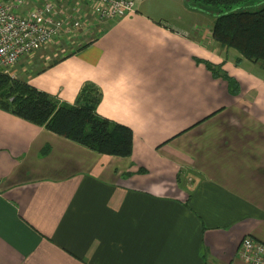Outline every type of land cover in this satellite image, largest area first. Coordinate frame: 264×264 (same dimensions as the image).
I'll return each mask as SVG.
<instances>
[{
  "label": "crops",
  "instance_id": "0c3cea01",
  "mask_svg": "<svg viewBox=\"0 0 264 264\" xmlns=\"http://www.w3.org/2000/svg\"><path fill=\"white\" fill-rule=\"evenodd\" d=\"M153 2L118 20L81 2V29L56 41L67 53L15 67L63 103L97 88L133 150L0 107V264H252L239 252L264 242V65Z\"/></svg>",
  "mask_w": 264,
  "mask_h": 264
},
{
  "label": "trees",
  "instance_id": "16d2710c",
  "mask_svg": "<svg viewBox=\"0 0 264 264\" xmlns=\"http://www.w3.org/2000/svg\"><path fill=\"white\" fill-rule=\"evenodd\" d=\"M248 1L187 0L194 8L216 7L212 26L215 40L264 65V5L258 9L237 7ZM99 98L97 88L85 86L75 104L63 103L27 80L0 71V107L98 152L131 155L132 129L96 113Z\"/></svg>",
  "mask_w": 264,
  "mask_h": 264
},
{
  "label": "built area",
  "instance_id": "2783aa9c",
  "mask_svg": "<svg viewBox=\"0 0 264 264\" xmlns=\"http://www.w3.org/2000/svg\"><path fill=\"white\" fill-rule=\"evenodd\" d=\"M0 0V71L9 72L25 55L72 35L82 25L80 3L85 2L97 19L118 20L136 11V0H74L71 8L62 0ZM240 256L252 264H264V242L246 235Z\"/></svg>",
  "mask_w": 264,
  "mask_h": 264
},
{
  "label": "rangeland",
  "instance_id": "374dc122",
  "mask_svg": "<svg viewBox=\"0 0 264 264\" xmlns=\"http://www.w3.org/2000/svg\"><path fill=\"white\" fill-rule=\"evenodd\" d=\"M163 2H165L166 5H170L169 8H163V11H165L169 14L172 12L179 13V12H183V9L185 7L186 8L185 11H190V12H188V14H189V17L191 19V22H193V21L200 22V24H202L203 26H205L207 28H209L213 25L214 20H215V14H217V11H216L217 8L214 6L210 7L209 10L194 8L188 4L187 0H154L153 3L157 4V3H163ZM37 4H40V3L37 2ZM33 5H36V3L27 2L24 5V9H27ZM263 5H264V0H251L248 2H242L237 7L238 8L249 7V8H253V9H258ZM91 14H92L91 17L94 16L96 18V16L93 13H91ZM80 29H81V27H80ZM67 48H68V46H66L63 43V41H61L59 43H57L56 41H53L46 46L40 47L39 49H37L33 53L25 55L12 67V69L9 72H5V73H8L12 77H17L18 75H16L17 72L15 71V67L17 66V64L20 61L23 63H26V61H28V60L30 61L34 58H43V61H44L46 59V56H48V61H51V60L65 54V53H67V50H68Z\"/></svg>",
  "mask_w": 264,
  "mask_h": 264
}]
</instances>
